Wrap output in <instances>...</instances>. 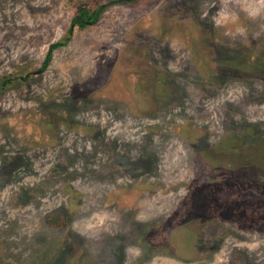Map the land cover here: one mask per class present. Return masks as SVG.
<instances>
[{
    "label": "rangeland",
    "instance_id": "374dc122",
    "mask_svg": "<svg viewBox=\"0 0 264 264\" xmlns=\"http://www.w3.org/2000/svg\"><path fill=\"white\" fill-rule=\"evenodd\" d=\"M0 264H264V0H0Z\"/></svg>",
    "mask_w": 264,
    "mask_h": 264
},
{
    "label": "trees",
    "instance_id": "16d2710c",
    "mask_svg": "<svg viewBox=\"0 0 264 264\" xmlns=\"http://www.w3.org/2000/svg\"><path fill=\"white\" fill-rule=\"evenodd\" d=\"M113 3L116 1H112ZM108 4H100L97 9H87V8H82L77 16H75L72 19V25L77 26L79 28H84L88 25L94 24L99 20L100 14L102 10L107 6ZM71 30H73L71 28ZM61 43H54L51 45L49 52L47 53V56L43 62L42 70H45L50 63L52 59V50L59 46Z\"/></svg>",
    "mask_w": 264,
    "mask_h": 264
}]
</instances>
